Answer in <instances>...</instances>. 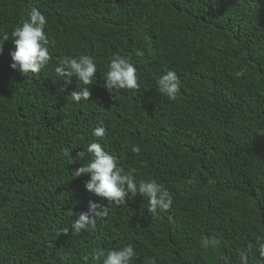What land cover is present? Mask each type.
<instances>
[{
	"label": "trees",
	"instance_id": "1",
	"mask_svg": "<svg viewBox=\"0 0 264 264\" xmlns=\"http://www.w3.org/2000/svg\"><path fill=\"white\" fill-rule=\"evenodd\" d=\"M32 9L47 18L55 47L48 66L25 77L2 37ZM2 45L0 264H85L93 249L126 246L133 264H239L249 245L255 264L264 240V0H0ZM116 54L134 65L140 91L115 99L103 84ZM82 55L97 73L90 100L76 104V78L65 88L55 68ZM167 71L180 81L171 101L157 88ZM101 126L102 140L93 136ZM94 142L138 181L162 185L171 211L153 218L139 195L116 207L87 192L90 175L73 173ZM89 202L108 214L74 236Z\"/></svg>",
	"mask_w": 264,
	"mask_h": 264
},
{
	"label": "clouds",
	"instance_id": "2",
	"mask_svg": "<svg viewBox=\"0 0 264 264\" xmlns=\"http://www.w3.org/2000/svg\"><path fill=\"white\" fill-rule=\"evenodd\" d=\"M47 26V18L38 10L32 9L27 18H22L21 26L16 27L10 34H4L2 39L4 42H13L14 52L10 53L13 70L19 71L25 77L38 75L45 69L52 60L50 49L55 47V43L51 41L45 33ZM4 45V44H3ZM3 45L0 46V54L3 52ZM137 57H143L142 51H137ZM97 67L93 60L86 55L78 58L65 57L59 66L55 68V75L58 79H62L66 86L71 84L72 78L77 80V86L81 90L73 91L69 100L79 104L82 101L88 102L91 97L89 89L94 85ZM103 87L108 91L110 96L115 99L121 91L135 90L140 91L138 84L137 71L134 65L126 58L119 54L113 55L108 70L104 77ZM158 92L161 96L168 100H174L180 90V81L173 71H167L157 81ZM65 90L64 88L61 89ZM106 129L97 127L93 136L97 139L105 137ZM132 152L140 155L139 146H133ZM63 156L70 157V152L65 150ZM86 155L91 156V160L86 165L77 169L73 174L76 178L90 175L91 181L85 185L87 192L93 194L101 200L107 201L108 205L116 207L125 206L126 200L131 195H137L147 200L148 213L154 218L157 212L167 213L171 211L173 199L171 194L158 184L155 180L145 181L136 179V170H125L120 165V161L113 155L106 152L100 143H91L86 152L78 153L77 159H84ZM189 185L193 184V180L187 181ZM214 181L209 180V184ZM108 214V208H100L99 205L89 202V212L80 214L72 224L73 235L78 236L82 231H87L89 227H94L97 219H103ZM61 235H69L68 229H63ZM253 252V246L249 245L246 249L238 253L239 264H249L250 254ZM256 252L259 258L255 260V264H264V240L256 239ZM93 264H133L137 254L133 247L126 246L105 253L102 249H93L89 257H85V264L88 259ZM103 258V259H102ZM225 264H229L228 259ZM149 264H154L150 261Z\"/></svg>",
	"mask_w": 264,
	"mask_h": 264
}]
</instances>
